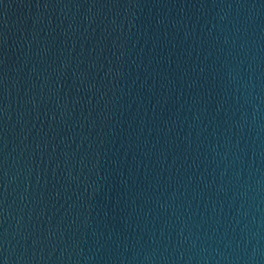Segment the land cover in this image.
I'll return each mask as SVG.
<instances>
[{
    "label": "water",
    "instance_id": "1",
    "mask_svg": "<svg viewBox=\"0 0 264 264\" xmlns=\"http://www.w3.org/2000/svg\"><path fill=\"white\" fill-rule=\"evenodd\" d=\"M0 264H264V0H0Z\"/></svg>",
    "mask_w": 264,
    "mask_h": 264
}]
</instances>
